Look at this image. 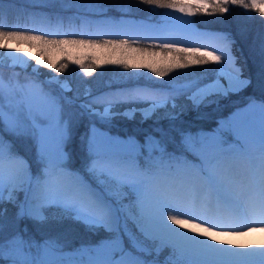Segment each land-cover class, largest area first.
<instances>
[{
	"label": "snow or ice",
	"instance_id": "snow-or-ice-1",
	"mask_svg": "<svg viewBox=\"0 0 264 264\" xmlns=\"http://www.w3.org/2000/svg\"><path fill=\"white\" fill-rule=\"evenodd\" d=\"M92 3L97 7L90 9L89 15L98 19L82 21L90 28L141 26L108 17L99 0ZM137 3L149 6V11L154 7L172 10L161 25L167 27L178 20L174 30L181 32L188 30L193 21L181 19L176 13L213 16L229 14L232 7H240L264 17V0ZM36 6L46 5L44 0H38ZM117 10L129 11L123 6ZM2 21L0 14V50L9 51L8 41L35 48L36 54L32 55L17 47L10 57L28 58L34 76L43 75L42 69L49 70V76L53 72L62 74L69 64L89 74L94 68L111 65L124 70V79L115 81L122 87L100 97L92 96L86 87L83 102L69 81L59 77L32 81L35 99L28 94L21 97L11 79L7 89L0 83V264H233L226 257H264V248L239 250L230 247V240L217 238L221 233L231 235L235 229L247 232L257 225L264 228V103L259 105L258 138L248 131L239 147L230 145L223 132L198 138L175 123L189 105L195 109L206 107L216 103L217 97L246 88L251 81L242 78L240 69L227 76L217 68L205 69L215 73L213 79L204 74L181 88L168 85L170 94L159 99L157 93L170 73L204 69L210 62L219 64L222 56L205 48L188 47L180 37H149L150 44L139 46L126 33L123 39H85L82 33L5 30L13 25ZM224 36L230 39L228 34ZM160 39L176 42L160 43ZM261 54L264 55V40ZM4 66L0 61V69ZM139 70H147L153 78L144 77L148 83L140 84ZM52 84L59 93L50 87ZM70 91L74 93L71 97L66 95ZM180 96L187 104L177 103ZM248 103L255 107L252 101ZM121 104L135 107L116 111ZM65 105H76L81 113L65 116ZM137 113L141 122L155 119L169 123L167 127L158 123L152 132L145 133L142 144L131 136L123 140L112 137L96 127L97 122L107 124L118 115L132 119ZM82 114L91 117L85 139L87 159L80 169L69 171L71 157L65 147L73 115ZM22 138L32 142L31 163L17 150L16 142ZM173 143H179L178 154L168 151ZM230 161L250 166L243 196L236 189ZM186 191H202L204 196L188 203L181 196ZM84 201L96 214L86 210ZM78 226L94 235L102 229L106 235L75 245L66 233ZM37 231L43 232L39 238Z\"/></svg>",
	"mask_w": 264,
	"mask_h": 264
},
{
	"label": "rangeland",
	"instance_id": "rangeland-1",
	"mask_svg": "<svg viewBox=\"0 0 264 264\" xmlns=\"http://www.w3.org/2000/svg\"><path fill=\"white\" fill-rule=\"evenodd\" d=\"M25 2H32V3H38V0H22ZM45 5L47 6V9L56 10V13L58 15L60 14H70L73 15V13L84 15V16H91L89 15L90 9H95L97 7L96 4L92 3V0H74L72 3H68L67 0H44ZM118 6H123L125 8L130 7V3L128 4L126 1H120L117 2ZM105 8V7H103ZM41 11V10H39ZM172 10L162 9L161 13H165V15H160L157 19L151 20L148 18H127L124 16H121L119 19L134 21L136 24L141 25L140 27H131L126 28L127 30H137L142 31L145 33H150L158 37H180L181 40L186 41V46L188 47H201L205 48L209 51L217 52V54L222 56L221 60V67L219 69H222L227 66V64L224 63L223 59L225 54L230 53L233 57L234 63L239 66L242 75L251 80L249 76L245 75L243 73V68L239 65V62L237 61L238 57L235 54L234 51L231 50V48L227 45L225 36L226 32L218 31L216 29H211L209 27L203 26L201 24H198L194 17L190 16H182L179 13H176V16H181V19L193 21L190 25L187 26L188 30L185 31H176L174 30L177 25H179L180 21L173 20L171 25H168L167 27H164L161 25V22L164 20L169 19V15ZM108 16V15H107ZM111 17V16H108ZM113 18V17H111ZM98 19L97 17H94L93 20ZM89 20V19H85ZM45 25L46 23L39 21ZM40 23V24H41ZM158 26L163 28V30H154ZM170 42H176L175 40L169 39ZM264 40V34L261 35V38L257 43L253 45V50L255 53V58L257 60V65H260L259 72H257V76L260 80H258L259 87L264 88V55L261 54V42ZM9 42V41H8ZM7 42V43H8ZM36 54V49L35 53ZM11 54L8 52H3L0 50V61L3 62L5 65L2 69H0V83L3 84V86L7 89L9 87V80L11 79L12 85L15 87L16 92L19 93L21 97H23L25 94L31 95L34 99L36 98V92L35 89L31 87L32 81H43L39 77L34 76L32 72V67L30 65V61L28 60L25 65L16 63L14 60L11 59ZM9 65H12L14 67H10ZM104 66L109 67L110 65H102L100 68H103ZM210 65L204 66V69L200 68H189L185 70H179L174 71L173 73L169 74V77L172 79V82L169 83L172 87L180 86L182 87L189 81L196 80L201 75L206 74L209 76L211 74L210 71L205 72V69H209ZM259 68V67H258ZM220 73V70H219ZM59 77L61 80H64L65 78H61L59 74H53L48 79H55ZM69 81L68 79H66ZM70 85L73 89L78 91L81 94V101L83 102V93L85 91V88L88 87L92 90V85L90 83L85 84L82 92H80V88L78 86H75L70 82ZM49 87V86H46ZM52 89H54L57 93H59V88L52 84L50 86ZM245 89V88H244ZM243 89V90H244ZM97 90V89H96ZM234 92V93H240L242 92ZM71 92V91H70ZM66 93L69 97L73 96L74 93L71 92ZM227 95L229 100L226 102L221 101V97H217V102L214 104H210L206 107L202 106L199 109L192 108L190 105L186 108L183 115L180 116L178 121H175V123L182 125L186 129H188L191 133L194 135H197L198 138L203 137H212L216 135H220L222 132L225 133L224 138L228 140L230 145H236L239 147L240 144L244 143L243 137L247 134L248 131H253L258 138L259 134V128H260V114H259V105L261 103H264V95L262 94H252L251 98H248L245 101L240 102L238 99V96L235 95ZM231 97V98H230ZM245 97H249L246 95ZM227 98V99H228ZM163 99V98H161ZM226 99V100H227ZM249 101H252L255 104V107L252 108L249 106ZM180 105L187 104V101L182 98V101L180 100L177 102ZM65 116H68L69 114H77L81 113V109L77 107L76 105H65ZM135 107V106H126L122 108L121 110H116L119 112H123L125 109ZM231 109V110H230ZM179 109H177L178 111ZM237 113H239L237 115ZM220 114V115H219ZM214 115H219L217 119V125L214 126V128H204L205 125L198 126V123L204 122L207 123L211 118L213 119ZM187 118H190L187 120ZM129 119L124 116H116L114 119L111 120L110 123L102 124L100 122L96 123V127L103 133L110 135L112 137H116L119 139H125L127 137H134V142L143 143L144 142V134L147 132H152L153 129L157 126L159 123L160 125H163L167 127L168 121L167 120H161L157 122L155 119H150L147 121L141 122V117L139 113H137L134 118ZM91 117L87 116L86 114H82L79 116L73 115V124L70 130V139L68 140L65 151H67L70 154V157L73 155V151L75 148H78V141L80 139L84 138L86 139V133L88 132V129L90 128ZM143 123V125H141ZM132 125L133 129H130V125ZM148 127H145L147 126ZM137 125V126H136ZM140 129V130H138ZM82 133V135H80ZM158 134V133H157ZM229 134H234L238 138V140H234L232 136ZM229 135V136H228ZM7 139V137H6ZM84 139V140H85ZM84 145H86L84 143ZM177 146L179 148V143H173L168 148H171L173 146ZM16 147H20L24 149L27 153H29L33 157L34 149L32 142L26 139H20L16 142ZM101 147H115V146H105L101 145ZM82 153H80L81 156V166H83L84 162L87 159V151L86 147L84 148ZM191 159V158H189ZM80 169V168H79ZM69 171H77L74 170L69 166ZM123 172H127V170H122ZM86 179L88 177H85ZM68 182H71V178H68ZM83 203H86L85 201ZM88 203V202H87ZM88 205V204H87ZM69 239H71L70 236L73 235L71 232H67ZM244 236H240V238H243ZM81 238H86L84 235ZM87 239V238H86ZM244 239V238H243ZM245 240L244 243L241 244L244 251L248 250L246 247L249 243H254L256 239H249ZM258 242V241H257ZM231 257H226V259L230 260ZM231 261V260H230ZM245 263V262H244ZM243 263V264H244ZM264 259L261 260H247L245 264H263ZM233 264H239L233 262Z\"/></svg>",
	"mask_w": 264,
	"mask_h": 264
},
{
	"label": "trees",
	"instance_id": "trees-1",
	"mask_svg": "<svg viewBox=\"0 0 264 264\" xmlns=\"http://www.w3.org/2000/svg\"><path fill=\"white\" fill-rule=\"evenodd\" d=\"M120 1H126L128 4L130 3V7L126 8L129 10L127 13H122L117 10L120 7L117 5V2ZM36 5L37 3L28 1L25 2L22 0H0V14H2L3 16L2 22L5 25H8L11 21L13 25L12 27H5V30L35 32L36 34L82 33L84 34L85 39H123L125 38L124 34L126 33L127 38L133 41H137L139 46L150 44L152 40L149 39V37H158L150 33H145L137 30L131 31L127 30L126 28H122L119 30H98L94 27L90 28L86 24H83L82 21H84L85 19L93 20L94 16H84L76 13H73V15H58L55 9H47V6L38 7ZM99 5L105 7V9L107 10L106 15L111 16L115 19L124 16L127 18H148L154 20L160 16L156 15V13H161L162 11V9L155 7L152 8L151 11H149V6L137 3V0H99ZM194 18L198 24L209 27L211 29H216L218 31H223L228 34L230 39L226 40L227 45L237 55V61L243 68V73L249 76V78L251 79V83L242 92L232 93L231 95L238 96L240 102L251 98L252 94L264 95V88L256 85V83H258V80H260L257 76L260 65H257V60L255 58V53L253 50V45L257 43L261 38V35L264 34V17H261L254 11H246L240 7H232L229 14H217L213 16L197 14ZM39 21H42L47 25ZM105 32L109 34L106 35ZM159 42L169 43L170 40L160 39ZM209 65V69L217 68L219 70L222 64L220 62L219 64H217L216 62H210ZM41 71L44 73L43 76H49L47 75L49 70L42 69ZM123 72L124 70L119 69L117 66L110 65L109 67L104 66L103 68H94L89 74L85 73L83 69L79 68V66L69 64L68 69L64 73L59 74V76L61 78L68 79L70 82H72V84L78 86L80 88V92H82L85 84L90 83L93 86V92H91L92 96L100 97L102 94L122 87V85L116 83L115 81L124 79ZM53 74L58 73L53 72L52 75ZM137 75L141 77L138 81L140 84L148 83V81L144 79V77L153 78V74H151L147 70H139ZM214 75L215 73L211 72V74L208 76V79H213ZM171 82L172 79L164 78L162 90L157 93V98H166L170 94L168 85ZM110 83L111 87H109ZM157 87L161 86L158 85ZM173 88L181 87L177 86ZM70 94L72 93L70 92ZM171 94L177 95L176 93ZM246 95H248L249 97H245ZM107 98L112 99V97ZM182 98L183 96H180L177 102H179L180 100L182 101ZM227 98V96L221 97V101L225 102L226 104V102L229 100V98ZM126 106L132 105L121 104L117 106L116 110H121ZM219 115H214L213 119L211 118L207 123L200 121V123H198V126L205 125L204 128H214V126L217 125V119ZM188 119L190 118H187V120ZM125 120L130 121L129 119ZM141 125H143V123ZM145 127H148V124ZM130 129H133L132 125H130ZM80 135H82V133ZM229 135L231 136V134ZM84 139L85 135L83 139H80V141H78L79 147L74 149L73 155L71 157V164L69 166L74 170H78L82 167L80 153H82L83 150H85L84 148L86 147V145H84ZM17 150L20 152L21 156L29 160V162L31 163L32 156L29 153H27L20 147H18ZM168 151L178 154L179 148L174 145L173 147L168 148ZM68 232L73 233V235L70 236V240L75 245H78L81 242L95 241L106 235V233L102 229L98 234L94 235L91 232H88L83 226L70 228ZM35 234L37 235V238H39V236L42 235L43 232L37 231ZM83 235L87 239L81 238Z\"/></svg>",
	"mask_w": 264,
	"mask_h": 264
},
{
	"label": "bare ground",
	"instance_id": "bare-ground-1",
	"mask_svg": "<svg viewBox=\"0 0 264 264\" xmlns=\"http://www.w3.org/2000/svg\"><path fill=\"white\" fill-rule=\"evenodd\" d=\"M8 44H9L8 53H10L11 56L14 55V50L17 47L23 48L25 50V53L30 52L32 55L35 53V48H32L30 45H28L26 43H18L16 41H9ZM28 60H29L28 58H24V59H15L14 61L16 63H20V64L25 65ZM223 61L225 64H227V66L220 69V73L225 75V76H227L229 74H234L235 69H240L239 66L234 63L233 57L230 53L225 54ZM242 78H245V77L242 75ZM229 166L235 170L234 179H235L236 187H237V185L240 183V179L245 176L243 174V171L246 170V167H244L242 169L241 161H230ZM183 199L185 200V198H183ZM85 202L86 203H84V207L86 208V210H88L92 214H96V210L94 208L90 207L89 203H87V201H85ZM241 235L244 236L243 237L244 239L240 238ZM217 238H218V240H225V239L230 240L231 241L230 247H235L239 250H244L243 247L241 246V244L244 243L245 240H247V238H249L250 240L256 239V241L254 243H249L246 246L248 249L264 248V228L250 230L247 232H243L242 229H235V230H233V234L225 235V234L221 233L218 235ZM250 240H249V242H250ZM231 258L233 259V261L235 263L239 262V264H243L247 260L249 261L251 259H253V260H256V259L257 260H259V259L263 260L264 259V257H261L259 255L246 256V257H231Z\"/></svg>",
	"mask_w": 264,
	"mask_h": 264
},
{
	"label": "water",
	"instance_id": "water-1",
	"mask_svg": "<svg viewBox=\"0 0 264 264\" xmlns=\"http://www.w3.org/2000/svg\"><path fill=\"white\" fill-rule=\"evenodd\" d=\"M50 77H51V76H50ZM50 77H46V78H45V77H43L42 75L39 76V78H41V79L44 80V81H47Z\"/></svg>",
	"mask_w": 264,
	"mask_h": 264
}]
</instances>
